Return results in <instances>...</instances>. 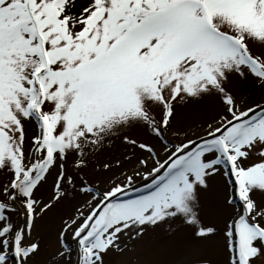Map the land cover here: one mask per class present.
Masks as SVG:
<instances>
[{"label": "snow or ice", "instance_id": "snow-or-ice-1", "mask_svg": "<svg viewBox=\"0 0 264 264\" xmlns=\"http://www.w3.org/2000/svg\"><path fill=\"white\" fill-rule=\"evenodd\" d=\"M0 264H264V0H0Z\"/></svg>", "mask_w": 264, "mask_h": 264}, {"label": "rangeland", "instance_id": "rangeland-1", "mask_svg": "<svg viewBox=\"0 0 264 264\" xmlns=\"http://www.w3.org/2000/svg\"><path fill=\"white\" fill-rule=\"evenodd\" d=\"M240 97H238V100ZM179 124L174 121L173 128L169 131V139L173 141H177L182 139L179 136H172L171 132L178 131ZM121 152H123V148L119 145H114L112 149L109 150L108 153L102 154L101 159H104L107 155L118 156ZM134 163V162H133ZM131 167L132 165H128ZM117 170H114V172ZM113 175V173H106L103 174L102 179H106L108 176ZM59 226V219L58 217L53 219L45 226V230L43 231L44 235V242L48 245V252L49 254L53 253L57 248L56 243V228ZM144 245L143 250H139L137 254L141 255L143 258H150L155 257L160 261H167L170 259L175 258L173 255V250L179 248L174 242V238L170 236L164 230H157L156 233H151L144 238L142 242Z\"/></svg>", "mask_w": 264, "mask_h": 264}]
</instances>
